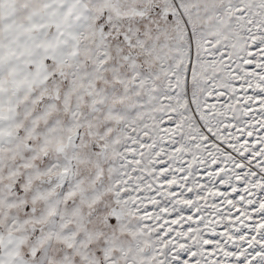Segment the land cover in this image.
<instances>
[{"label":"snow or ice","instance_id":"6c2138e0","mask_svg":"<svg viewBox=\"0 0 264 264\" xmlns=\"http://www.w3.org/2000/svg\"><path fill=\"white\" fill-rule=\"evenodd\" d=\"M0 264H264V0H0Z\"/></svg>","mask_w":264,"mask_h":264}]
</instances>
